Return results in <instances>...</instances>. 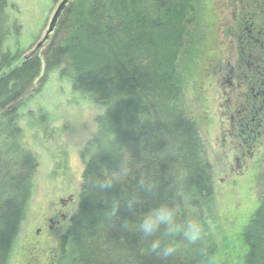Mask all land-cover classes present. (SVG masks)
<instances>
[{
  "label": "trees",
  "instance_id": "trees-1",
  "mask_svg": "<svg viewBox=\"0 0 264 264\" xmlns=\"http://www.w3.org/2000/svg\"><path fill=\"white\" fill-rule=\"evenodd\" d=\"M198 1L74 0L43 56L24 59L6 47L18 29L8 0H0V264L37 169L21 143L18 108L43 71L58 72L103 106L53 263L209 262L214 185L198 125L185 113L182 71ZM240 235L241 264H264V192Z\"/></svg>",
  "mask_w": 264,
  "mask_h": 264
},
{
  "label": "rangeland",
  "instance_id": "rangeland-1",
  "mask_svg": "<svg viewBox=\"0 0 264 264\" xmlns=\"http://www.w3.org/2000/svg\"><path fill=\"white\" fill-rule=\"evenodd\" d=\"M58 1L8 0V13L18 30L10 35L7 49L27 55L42 37ZM219 1L197 3V31L182 64L185 113L198 125L213 178L216 224L212 223L211 229L215 250L207 264H241L245 246L240 234L264 192V71L258 69L264 60V30L257 20L250 26L245 24L243 39L238 38L245 53H239L234 41L224 43L228 40L220 24L225 11ZM233 9L240 12V8ZM227 47L233 53L231 65H220L222 55L218 51ZM45 50L37 56L42 57ZM237 64L239 68L233 73ZM218 70L229 77L220 76ZM222 77L225 79L218 80ZM234 77L240 79L235 81L248 99L233 143L224 136L230 123L227 117L232 113L224 92L230 91L227 82H233ZM20 105L17 126L22 131L21 143L36 159L37 169L31 199L5 264H54L57 240L77 209L84 170L82 152L96 133V118L103 106L73 91L70 80L56 71H43ZM236 157L241 163L246 159L247 164L242 166L239 161L238 169ZM69 197L73 201L65 209L66 219L54 226L49 219L59 221V202H68Z\"/></svg>",
  "mask_w": 264,
  "mask_h": 264
},
{
  "label": "flooded vegetation",
  "instance_id": "flooded-vegetation-1",
  "mask_svg": "<svg viewBox=\"0 0 264 264\" xmlns=\"http://www.w3.org/2000/svg\"><path fill=\"white\" fill-rule=\"evenodd\" d=\"M219 2H221L220 5L223 7V10L225 11L223 13L224 22L222 21L223 23L220 24L221 27L225 29V36H227L226 38L228 40L227 42H224V43L233 44V41H234V45L235 46L237 45L239 53H242V52L245 53V47L242 46V40H239V39H243L241 37V31L243 30L242 27H244L245 24L250 26L251 25L250 23L257 20L258 24H260L259 28L261 30H264V0H245V2L244 0H220ZM224 6L226 7L224 8ZM234 6L237 8H240V12L235 13L233 9ZM249 32H251V30H249ZM221 43L223 42L221 41ZM263 44H264V41H263ZM262 47L264 48V45H262ZM219 54L222 55L218 58L220 60V65L224 63L225 65L229 64L230 66L231 65L230 61L232 60V54H233L232 50L229 47H227V48H224V50H219L218 55ZM236 55L238 56L237 51H236ZM237 58H239V56ZM250 63L252 62L250 61ZM238 64L236 67L233 66V69H232L233 73L237 72V68H239ZM252 64L254 65V63ZM258 69L259 71L260 70L264 71V60L261 61V67ZM218 71H220V74H219L220 76L224 74L225 77H229L230 75L228 73H224L225 71H221V70H218ZM244 77L248 79L249 75L244 74ZM234 78L235 79L233 80V82H231V80L227 82L228 85L231 86V89H229L230 91L224 92V95L229 97L228 100L225 101V103L227 104L228 107L230 106L229 109L232 111V113L228 115L227 117L230 123H229L228 129L224 131V136L226 140L233 139V143L235 141L234 140L235 133L238 130L237 128L240 126V122H243L244 120L243 113L245 112V102H246V99H248L247 93H242V90H241L242 87L239 81H235V80H240V79L236 77ZM224 79L225 78L222 77V78H219L218 80H224ZM234 82H235V85H233ZM222 87H225V86L222 85ZM220 115L224 116V114H221V113ZM240 116L241 118L238 121H235L236 117L239 118ZM236 122H237V125H235ZM240 133H241V130H240ZM240 136L242 135L240 134ZM234 160L236 161L237 168L240 169L241 165L239 164V161H240L239 158L236 157V159ZM241 164L242 166L247 164L246 159L242 160ZM72 201H73V198L69 197L68 202H65V203L62 201L59 202L60 207L57 209V212H56V215H57V218H59V221H54L52 219H49V222H51L55 226L59 224L61 221H64L66 219L65 209L72 203Z\"/></svg>",
  "mask_w": 264,
  "mask_h": 264
},
{
  "label": "water",
  "instance_id": "water-1",
  "mask_svg": "<svg viewBox=\"0 0 264 264\" xmlns=\"http://www.w3.org/2000/svg\"><path fill=\"white\" fill-rule=\"evenodd\" d=\"M74 0H59L49 18L46 29L40 40L34 46V48L27 54L24 55V59H29L33 56H37L40 52L44 51L52 40L59 23L61 22L65 12Z\"/></svg>",
  "mask_w": 264,
  "mask_h": 264
},
{
  "label": "clouds",
  "instance_id": "clouds-1",
  "mask_svg": "<svg viewBox=\"0 0 264 264\" xmlns=\"http://www.w3.org/2000/svg\"><path fill=\"white\" fill-rule=\"evenodd\" d=\"M145 231L147 232V231H151V228L150 227H145ZM158 246V244H155V245H153V247H157Z\"/></svg>",
  "mask_w": 264,
  "mask_h": 264
}]
</instances>
